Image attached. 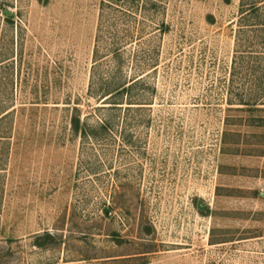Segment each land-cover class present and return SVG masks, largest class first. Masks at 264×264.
I'll return each instance as SVG.
<instances>
[{"label":"rangeland","instance_id":"1","mask_svg":"<svg viewBox=\"0 0 264 264\" xmlns=\"http://www.w3.org/2000/svg\"><path fill=\"white\" fill-rule=\"evenodd\" d=\"M262 225L264 0H0V264H186Z\"/></svg>","mask_w":264,"mask_h":264},{"label":"crops","instance_id":"2","mask_svg":"<svg viewBox=\"0 0 264 264\" xmlns=\"http://www.w3.org/2000/svg\"><path fill=\"white\" fill-rule=\"evenodd\" d=\"M262 227L256 235L213 242L210 247L214 246L211 248L214 256L207 253L184 261L186 264H264V225ZM220 244H224L222 248ZM161 261L152 260L149 264H162Z\"/></svg>","mask_w":264,"mask_h":264},{"label":"trees","instance_id":"3","mask_svg":"<svg viewBox=\"0 0 264 264\" xmlns=\"http://www.w3.org/2000/svg\"><path fill=\"white\" fill-rule=\"evenodd\" d=\"M136 82H133L131 84H129L128 82H124V83H120L114 87H102L100 89H102V95L104 98H106V100H112L114 99V101H110L109 103L111 104V106H109V110L117 107V108H121L122 105L124 104L123 102H121L120 99H122V97L124 96V94L130 90L133 85L135 84ZM108 110V109H107ZM72 125H73V128H74V131L76 133H79L81 135H84L85 137H88L90 135H94V136H97V131H95V129L89 125L88 123L86 122H82L81 120V117L78 116L77 114L74 115L72 117ZM108 128V124H107V121H103L101 124H100V130H107Z\"/></svg>","mask_w":264,"mask_h":264}]
</instances>
